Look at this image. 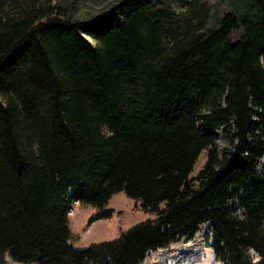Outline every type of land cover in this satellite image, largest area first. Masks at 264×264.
I'll list each match as a JSON object with an SVG mask.
<instances>
[{"label":"trees","instance_id":"1","mask_svg":"<svg viewBox=\"0 0 264 264\" xmlns=\"http://www.w3.org/2000/svg\"><path fill=\"white\" fill-rule=\"evenodd\" d=\"M251 4L210 28L201 0L177 20L123 0L83 23L0 0V264H142L207 223L216 261L264 264V0ZM118 192L153 218L73 247L71 205L96 207L91 225Z\"/></svg>","mask_w":264,"mask_h":264},{"label":"rangeland","instance_id":"2","mask_svg":"<svg viewBox=\"0 0 264 264\" xmlns=\"http://www.w3.org/2000/svg\"><path fill=\"white\" fill-rule=\"evenodd\" d=\"M44 1V0H42ZM56 3L62 14L70 18L72 22L83 23L93 18L103 16L107 11L121 4L123 0H49ZM153 6H164L169 9L175 19H181L184 15V4L189 0H141ZM203 4L210 7V15L207 26L218 27L221 17L226 13L236 16L255 13L251 0H201ZM200 6V5H199ZM241 31H235L230 40L234 41ZM93 46L95 42L88 39ZM2 98L0 97V102ZM219 147H225L222 138V129L217 132ZM205 152L203 151L194 167L193 176L204 163ZM259 174H264V157L261 158L255 168ZM105 209L112 210L108 218H103L89 225V220L100 211L88 204L75 203L69 213V227L71 232L70 243L73 247L83 249L110 240L117 239L122 233L131 227L152 219L153 215L142 210L138 203L128 198L124 192L114 194L108 201ZM225 209L235 217H242L243 210L234 200L225 204ZM68 215V216H69ZM212 236L210 225L204 224L199 227L198 232L190 241H180L169 245L165 249L149 252L142 264H221L216 261L212 249L209 247ZM253 262H257L258 256L253 251L247 252ZM6 264H17L13 262L8 254L5 255ZM34 264V263H28Z\"/></svg>","mask_w":264,"mask_h":264},{"label":"built area","instance_id":"3","mask_svg":"<svg viewBox=\"0 0 264 264\" xmlns=\"http://www.w3.org/2000/svg\"><path fill=\"white\" fill-rule=\"evenodd\" d=\"M74 204H75V203H74ZM74 204H73V205H74ZM73 205H72V206H73ZM72 206H71V208H70V210H69V212H68V215H69V213H70V212H71V210H72ZM69 216H70V215H69Z\"/></svg>","mask_w":264,"mask_h":264}]
</instances>
